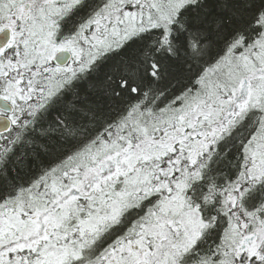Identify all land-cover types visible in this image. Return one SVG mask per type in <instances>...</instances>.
I'll return each mask as SVG.
<instances>
[{
    "label": "snow or ice",
    "instance_id": "snow-or-ice-1",
    "mask_svg": "<svg viewBox=\"0 0 264 264\" xmlns=\"http://www.w3.org/2000/svg\"><path fill=\"white\" fill-rule=\"evenodd\" d=\"M0 264H264V0H0Z\"/></svg>",
    "mask_w": 264,
    "mask_h": 264
}]
</instances>
